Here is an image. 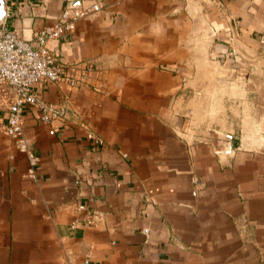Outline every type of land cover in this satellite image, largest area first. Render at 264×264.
Instances as JSON below:
<instances>
[{
	"label": "crops",
	"instance_id": "0c3cea01",
	"mask_svg": "<svg viewBox=\"0 0 264 264\" xmlns=\"http://www.w3.org/2000/svg\"><path fill=\"white\" fill-rule=\"evenodd\" d=\"M4 2L5 24L26 39L68 3L102 10L48 44L85 79L34 86L78 113L53 133L24 108L36 179L4 132L11 94L0 91V264L78 263L85 249L90 264H264V0ZM223 53L249 70L262 133L247 147L223 128L185 137L174 121L185 89L199 100L205 81L210 88L222 74ZM216 131L231 135L230 152ZM79 203L101 219L84 225Z\"/></svg>",
	"mask_w": 264,
	"mask_h": 264
},
{
	"label": "built area",
	"instance_id": "2783aa9c",
	"mask_svg": "<svg viewBox=\"0 0 264 264\" xmlns=\"http://www.w3.org/2000/svg\"><path fill=\"white\" fill-rule=\"evenodd\" d=\"M102 10L99 2L88 6L66 4L60 11L56 21L49 26L37 30L30 39L23 37L21 31L9 28L3 21L0 24V91L7 90L11 94L8 105L7 120L4 132L12 138L18 150L25 154L28 161L27 176L36 179V165L38 157L31 148L22 124V112L25 107L38 110L41 122L51 124L50 131L55 133L61 125L73 122L78 113L68 105L51 103L40 97L34 86L45 82H66L78 85L84 81L85 75L77 79L73 74V67H67L60 62L49 47V42L58 40L65 32L73 28L75 21ZM230 41L234 37L231 35ZM235 54V49H231ZM235 57V56H234ZM92 69L91 63L82 72ZM87 138L96 144H103V140L92 131L87 132ZM77 210L85 213L84 225L90 226L101 219L100 214L92 212L85 204H77ZM78 220L71 222L70 227L77 228ZM80 262L69 261L67 264H90L91 253L85 249L81 253Z\"/></svg>",
	"mask_w": 264,
	"mask_h": 264
},
{
	"label": "rangeland",
	"instance_id": "374dc122",
	"mask_svg": "<svg viewBox=\"0 0 264 264\" xmlns=\"http://www.w3.org/2000/svg\"><path fill=\"white\" fill-rule=\"evenodd\" d=\"M234 56L237 55L222 54L219 58L220 66L223 67L222 74L216 76L210 88L205 81L201 99L197 100L198 94L189 87L185 89L188 92L183 102L175 104L174 121L185 137L202 138L212 135V129L223 128L233 134L239 145L246 147L253 138L261 137L262 129L257 121L255 108L252 107L250 87L245 83L249 70L241 64V58L236 59ZM238 67L242 68L243 74L237 71ZM212 94L217 96L213 97L214 103L216 102L213 118L209 115ZM262 135L264 136L263 133ZM247 136L249 139L246 140Z\"/></svg>",
	"mask_w": 264,
	"mask_h": 264
},
{
	"label": "water",
	"instance_id": "95a60500",
	"mask_svg": "<svg viewBox=\"0 0 264 264\" xmlns=\"http://www.w3.org/2000/svg\"><path fill=\"white\" fill-rule=\"evenodd\" d=\"M6 16V3L4 0H0V24L4 21ZM217 134L222 138L223 140V147L225 152H230L231 150V135L224 133L222 131H216Z\"/></svg>",
	"mask_w": 264,
	"mask_h": 264
}]
</instances>
